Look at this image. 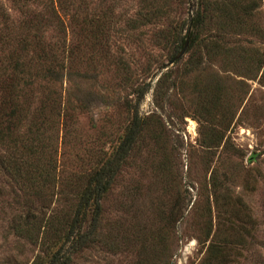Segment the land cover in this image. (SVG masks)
<instances>
[{"label":"rangeland","instance_id":"1","mask_svg":"<svg viewBox=\"0 0 264 264\" xmlns=\"http://www.w3.org/2000/svg\"><path fill=\"white\" fill-rule=\"evenodd\" d=\"M1 1L12 18L24 17ZM198 5L88 0L87 8L108 20L110 34L105 41H77L86 51L77 50L66 62L71 70L63 69L58 89L67 113L53 142L62 173L72 176L110 150L134 109L145 125L101 199L96 231L70 264H264V36L227 29L239 39L226 41L235 48L231 54L186 45L167 63L181 49L174 50L177 32L187 31L181 23ZM218 31L214 16L202 34ZM67 42L75 49V41ZM79 84L94 92L85 106L73 93ZM205 88L221 98L223 115L208 110ZM51 133L53 127L45 142ZM16 186L0 164V264H31L44 253L12 233L15 213L37 214L41 205ZM62 202L53 197L50 207Z\"/></svg>","mask_w":264,"mask_h":264},{"label":"trees","instance_id":"2","mask_svg":"<svg viewBox=\"0 0 264 264\" xmlns=\"http://www.w3.org/2000/svg\"><path fill=\"white\" fill-rule=\"evenodd\" d=\"M9 1L24 17L12 18L0 0V164L17 185V194L41 202L37 214L15 213L10 225L16 237L37 243L44 250L31 264H70L73 253L86 246L96 231L101 199L134 147L145 121L134 109L110 150H103L72 176L63 174L53 143L58 136H54L56 125L62 124L63 129L67 113L58 84H62L64 67L71 70L73 66L67 65V60L71 61L77 50L86 51L77 41H105L110 34L105 25L108 20L89 10L88 0ZM259 4V0H199L194 13L181 23L186 24L187 31L177 32L174 50L182 48L187 40L188 49L202 46L214 55L231 54L235 48L226 41L239 39H230L229 30L243 33L248 29L253 35L264 36L257 22ZM214 16L221 31L203 35ZM67 41H75V49ZM87 50L92 52L90 45ZM262 61L256 59L258 66ZM79 85L73 93L77 103L85 106L88 94L94 92ZM148 88L149 83L138 88V100ZM205 92L212 98L208 110H219L223 115L221 98L213 99L215 92L207 88ZM52 127L53 133L45 142L44 133ZM53 197H61L63 202L50 207ZM210 249L212 257H216V248Z\"/></svg>","mask_w":264,"mask_h":264},{"label":"water","instance_id":"3","mask_svg":"<svg viewBox=\"0 0 264 264\" xmlns=\"http://www.w3.org/2000/svg\"><path fill=\"white\" fill-rule=\"evenodd\" d=\"M186 45H187V40H186V42L183 44V46H182V48L180 49V51H179L176 55H174V56H173V57H172L167 63H172V62L174 61L175 58L180 57V56L183 54V52L185 51Z\"/></svg>","mask_w":264,"mask_h":264},{"label":"bare ground","instance_id":"4","mask_svg":"<svg viewBox=\"0 0 264 264\" xmlns=\"http://www.w3.org/2000/svg\"><path fill=\"white\" fill-rule=\"evenodd\" d=\"M192 127V126H191Z\"/></svg>","mask_w":264,"mask_h":264}]
</instances>
